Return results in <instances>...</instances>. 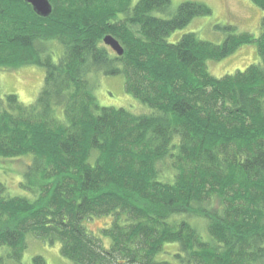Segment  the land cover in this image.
I'll use <instances>...</instances> for the list:
<instances>
[{"label":"trees","instance_id":"1","mask_svg":"<svg viewBox=\"0 0 264 264\" xmlns=\"http://www.w3.org/2000/svg\"><path fill=\"white\" fill-rule=\"evenodd\" d=\"M252 1L264 11V0ZM50 2L43 17L25 0H0V69L46 70L32 103L0 95V164L31 158L27 194H9L0 179V264H47L39 254L23 261L29 237L59 243L72 264H264V16L256 37L229 25L222 43L196 32L170 42L212 8ZM246 44L256 62L210 72L207 61ZM100 74L124 76L150 111L100 105ZM95 217L110 222L96 232L87 226ZM167 245L177 247L172 261L160 258Z\"/></svg>","mask_w":264,"mask_h":264},{"label":"rangeland","instance_id":"2","mask_svg":"<svg viewBox=\"0 0 264 264\" xmlns=\"http://www.w3.org/2000/svg\"><path fill=\"white\" fill-rule=\"evenodd\" d=\"M185 1H199L208 4L212 8V14L206 16H197L182 29L172 33L168 40L170 42L178 41L183 34L196 32L202 39L215 43H222L226 36V26L231 25L235 28L236 33L249 32L255 37L260 34V25L264 11L256 6L252 0H173L170 12H175L178 6ZM173 13L161 14L169 17ZM57 48L55 43L53 48ZM57 50V49H56ZM57 52H61L58 48ZM57 53V55H59ZM259 58L256 47L251 44L241 46L235 53L224 59L214 61L209 60L208 66L210 72L217 77H222L227 73H233L236 70H244L251 63L256 62ZM46 70L43 66L36 64H24L10 69H0V95L3 97L9 93H15L25 104H30L37 100L40 90L45 82ZM95 93L100 105L125 107L133 112H149L150 108L142 104L137 98L131 96L125 89L124 76H107L100 74L96 77ZM31 162L29 156L21 159L8 161L0 164V179L8 188L9 194L21 195L27 192L20 187L22 175L26 165ZM190 221L195 224L203 233H206L207 223L201 218L191 217ZM109 217H95L88 221L90 229L99 232L102 227L109 224ZM28 248L24 254L26 263H30L34 255H42L47 264H72L69 259L60 252V244L44 243L34 237H29ZM176 246L167 245L166 253H162L160 258L173 260L170 252L176 251Z\"/></svg>","mask_w":264,"mask_h":264},{"label":"water","instance_id":"3","mask_svg":"<svg viewBox=\"0 0 264 264\" xmlns=\"http://www.w3.org/2000/svg\"><path fill=\"white\" fill-rule=\"evenodd\" d=\"M26 2L30 3L34 9V11L43 17H48L53 12V6L50 0H25ZM105 43L110 46L114 51H116L119 55L124 53V48L120 45V41L117 40L112 35H107L104 38Z\"/></svg>","mask_w":264,"mask_h":264}]
</instances>
